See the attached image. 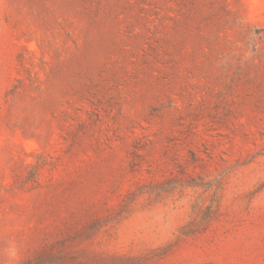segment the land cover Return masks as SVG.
<instances>
[{
    "label": "rangeland",
    "instance_id": "374dc122",
    "mask_svg": "<svg viewBox=\"0 0 264 264\" xmlns=\"http://www.w3.org/2000/svg\"><path fill=\"white\" fill-rule=\"evenodd\" d=\"M0 264H264V0H0Z\"/></svg>",
    "mask_w": 264,
    "mask_h": 264
}]
</instances>
